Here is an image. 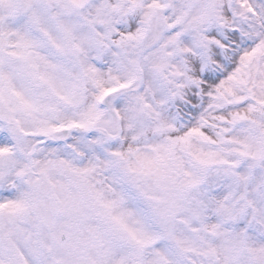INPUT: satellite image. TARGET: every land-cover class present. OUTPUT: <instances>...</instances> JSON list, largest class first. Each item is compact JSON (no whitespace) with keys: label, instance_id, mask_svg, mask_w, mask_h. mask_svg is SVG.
Returning a JSON list of instances; mask_svg holds the SVG:
<instances>
[{"label":"snow or ice","instance_id":"obj_1","mask_svg":"<svg viewBox=\"0 0 264 264\" xmlns=\"http://www.w3.org/2000/svg\"><path fill=\"white\" fill-rule=\"evenodd\" d=\"M0 264H264V0H0Z\"/></svg>","mask_w":264,"mask_h":264}]
</instances>
